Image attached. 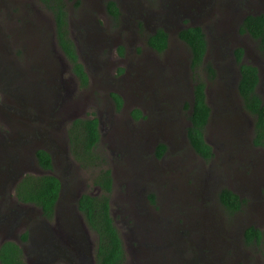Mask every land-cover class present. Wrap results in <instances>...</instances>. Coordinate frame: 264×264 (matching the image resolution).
<instances>
[{"label":"rangeland","instance_id":"obj_1","mask_svg":"<svg viewBox=\"0 0 264 264\" xmlns=\"http://www.w3.org/2000/svg\"><path fill=\"white\" fill-rule=\"evenodd\" d=\"M123 1L125 19L112 21L100 12V0H69L70 37L88 75V84L82 87L58 45L54 17L41 1L0 0V157L10 161L6 166L0 160V217L5 207L15 213L13 221L11 216L0 220V243L20 242L30 230L41 256H32L36 249L26 241V263L45 264L40 226L66 235L63 225L74 222L76 229L68 230L71 238H62L81 253L95 246L96 234L83 216L65 212L74 204L62 203L65 210L47 222L36 207L18 201L16 186L24 174L51 173L71 196L100 195L96 178L110 170L111 213L126 251L123 264H264V243L248 245L243 239V229L250 223L264 229V215L252 209L264 191V181L257 175H264V145L254 144V118L241 107L239 69L233 58L234 49L242 47L244 62L264 70L259 43L234 31L238 18L251 6L264 12V0H222L207 6L201 23L209 48L204 64L194 71L190 49L177 37L187 0ZM187 16L194 17V11L189 9ZM162 27L169 30L170 44L158 53L147 39ZM207 63L216 71L214 78ZM197 80L204 81L211 107L205 129L213 150L209 159L194 151L185 137ZM113 93L122 98L121 107ZM259 93L264 98V81ZM136 110L142 118L135 116ZM93 117L99 120L101 139L89 162L76 154L70 129L78 127L72 126L75 119ZM147 130L163 135L149 139ZM138 141L152 146L141 157L138 152L144 144ZM161 144L168 147L166 154L155 159ZM49 148L56 151L52 172L41 169L34 157L36 150ZM247 184L248 205L237 212L224 208L221 189L239 194ZM135 195L139 203L130 206ZM168 214L170 228L161 229V239L156 232L152 238L150 223L166 220ZM140 217L149 223L150 236L143 227L137 228ZM61 241H53L59 250L66 247Z\"/></svg>","mask_w":264,"mask_h":264},{"label":"trees","instance_id":"obj_2","mask_svg":"<svg viewBox=\"0 0 264 264\" xmlns=\"http://www.w3.org/2000/svg\"><path fill=\"white\" fill-rule=\"evenodd\" d=\"M41 3L52 13L56 25L57 42L66 58L73 65V72L80 79V84L85 87L88 84V75L83 64L79 60V55L73 39L69 32L68 3L69 0H40ZM117 12V7L113 4L111 9ZM240 33L248 34L257 41H261L264 48V15L247 16L241 24ZM178 37L184 41L191 53V68L196 70L204 64L207 52V39L201 27H187L180 31ZM148 44L157 52L162 53L168 44V34L159 29L155 34L150 35ZM243 49L235 50L236 62L239 66L240 79L238 82V93L242 100L244 109L254 118V144L264 145V101L256 91L259 81L257 68L249 63H242ZM206 70L211 78L215 76V69L210 64H206ZM112 97L118 107H121L123 100L120 95L113 93ZM190 126L187 135L191 147L202 158L209 159L213 156L212 147L205 138V129L211 118V107L207 101L206 85L204 81L197 80L193 89V102L190 105ZM139 117L140 112L134 111ZM70 134L74 141V149L81 159H86L84 155H90L93 148L100 140L98 119L96 117L86 119H75ZM165 146L161 144L158 155L165 151ZM84 154V155H83ZM38 165L45 170H52V158L45 149L36 151ZM100 180L95 183L100 186L101 194L92 195L84 193L78 201V209L84 215L89 227L97 235L96 260L97 264H123L126 260V251L123 240L111 214L110 193L113 188V178L110 170H105L100 176ZM61 182L56 175L25 174L16 186V198L25 204H35L42 208L48 216H51L59 192ZM221 204L230 212L241 209L242 201L231 189L223 188L219 193ZM153 201V196L151 198ZM27 235L22 236L26 240ZM244 241L248 245L254 243H264V230L249 226L244 231ZM1 264H26L22 248L14 241H6L0 246Z\"/></svg>","mask_w":264,"mask_h":264},{"label":"flooded vegetation","instance_id":"obj_3","mask_svg":"<svg viewBox=\"0 0 264 264\" xmlns=\"http://www.w3.org/2000/svg\"><path fill=\"white\" fill-rule=\"evenodd\" d=\"M100 1H102L101 7H100V12L102 14H104L105 17L111 19L112 21H117V20H120V19L123 21L125 19L126 15H125L124 1L123 0H100ZM187 1H185V0L183 1V2H187L186 3V8H188V10L185 12L186 18L185 17H182L180 19V25L177 28V37H178L180 31H182L183 29H185L187 27H190V26H192V27L198 26V27H201L202 31L204 32V34L206 36V39H208V34H207V31H206V27L201 23V21H203V16L204 17H207V14H208L205 9L207 8L208 5H212L213 6V3H215V2L218 3V2H220L222 0H187ZM183 2L180 3L181 6H183L182 5ZM112 4L115 7H117V12H115V13H113L112 10H110ZM138 6H139L138 8L141 9V7H140L139 4H138ZM255 7L256 6H251V10L245 12L242 16H240L238 18L237 25H235V28H234V31H235V33H236L237 36H241V35L242 36H246L247 35L248 37L253 38V37H251L248 34H242V33H240V27H241L242 22L244 21V19L247 16H249V15H252V16L264 15V12L255 9ZM189 9H191V10L194 11V13H195V16L194 17L187 16V13H188ZM186 24H191V25H188L187 26ZM159 29H163L168 34V44H167V47L163 51V52H165L166 50H168L169 44H170V40H169L170 39V35L168 33L169 30L167 29V27H162V28L155 29L153 32L150 33V35L155 34ZM149 36H148V39H149ZM148 39H147V44H148ZM178 39L180 41H182L179 37H178ZM182 42L185 43L184 41H182ZM257 42L259 43V46H260L261 51L264 52V48L262 47L261 41H257ZM207 44H208V46H207V51H208L209 43L207 42ZM148 46H149V44H148ZM149 47L151 49H153L151 46H149ZM238 48H242V47H236L234 49V51H233V58H234L235 62H236L235 50L238 49ZM76 49H77V47H76ZM242 49H243V56H242V61L241 62L242 63H245L244 62V55H245V52L246 51H245L244 48H242ZM153 50H155V49H153ZM206 55H207V52L205 54V58H206ZM251 65L252 66H255L257 68V72H258V76H259V81H258V84H257V87H256V91L259 93L260 90H261L263 81H264V75H263L264 74V70L260 67V65H256V64H253V63H251ZM238 69H239V66H238ZM239 79H240V71H239L238 82H239ZM259 95H260V93H259ZM260 97L262 98L261 95H260ZM262 100L264 101V98H262ZM192 102H193V98H192ZM192 102H191V104H192ZM241 107L243 108L242 105H241ZM245 112L247 113V111H245ZM190 113H191V110H190ZM139 116L141 118L143 117L141 114ZM254 123H255V121L253 119L252 122H251V125L253 126ZM98 124H99V120H98ZM189 125H190V121H189ZM147 131L149 133V139H152L154 136L163 135V133L161 131H159V130L158 131H153L152 132L153 134L151 133L150 130H147ZM99 132H100V129H99ZM100 136H101V133H100ZM185 137H186V140L188 141V143H189V145L191 147V144H190V141H189V138H188V135H187V131H186V136ZM100 139H101V137H100ZM138 142H140V141H138ZM143 144H144V142H140V146H142ZM152 144L155 145V143H152ZM163 145L166 148H168L165 144H163ZM159 146H157V152L155 153V159L162 158L166 154V151H167L166 148H165L164 153L161 156H159L158 155ZM96 148L97 147L95 146L93 148L92 152L90 153V155L86 156V159L85 158L84 159L87 160V161H89V162H91V160L93 159V157H95L94 154H93V152H94V150ZM146 148L151 149L152 146L149 145L148 147H145V144H144V147H141L140 152H138V154H139L140 157L142 156V153H144L146 151ZM46 151H48V153L50 154V156L52 158V164H53V168H54V163H55V158L54 157H56V151L54 149L51 150L50 148L48 150H46ZM34 157H35L36 162H37L36 152L34 154ZM0 160L2 161L3 164H6V166H8V164H10V161L6 160L5 156L0 157ZM37 164H38V162H37ZM41 169H43V168H41ZM5 170H4V173H5ZM43 170L44 171H47V172H52L53 171V170H45V169H43ZM102 173L98 175V177L96 178V181L101 179L100 176L102 175ZM48 174H51V173H48ZM24 175H22L20 177V179ZM41 175H44V174H41ZM110 175L112 177V173L111 172H110ZM257 175L264 181V175H262L260 172H257ZM4 176H5V174H4ZM59 180H60V178H59ZM60 182H61V190L59 192V197L57 199V202H56L55 207H54V211H53V213H52L51 216H48L47 214H45V212L42 210V208L36 206L35 204H28V205H33L34 207H36L39 210L41 217L45 221L48 222V221H51L53 219L55 221V219H56L57 215L60 213V211L65 210V206L64 207H60L59 205H61L62 203L63 204H67V203L70 202V204L72 203V204H74V206H73V208L70 207L69 210L65 211L67 213V215L70 216L71 213H73V212L76 211V212H78L79 214H81L83 216V219L85 221L84 215L78 209V201H79L80 197L84 193H80V194L71 196L70 194H68V192L65 191V189L63 187V183H62L61 180H60ZM233 192H235V191H233ZM140 194H141V191L138 194H136V195L139 196ZM236 194L239 196V199L242 201V206H241V209H242V207L244 208V206L245 205H248V203H249V202H247V201L244 200V198H245L244 196L245 195H250L251 196V187H250V184H247L246 185V189L245 190L240 191L239 194L238 193H236ZM260 194H261V196L258 197L257 202L255 203V207H252V209H254L255 212H257V214H263L264 215V195H263L264 194V191H260ZM136 195L134 196V202L132 204H130V206L131 205H137L139 203V202L135 201ZM127 200H130V197L129 196L127 197ZM145 201H147V198H145ZM110 206H111V200H110ZM5 209H6V212H4L3 216L0 217V220H3L7 216L8 217L11 216V221H13L14 218H15L14 210L11 209L10 207L9 208L8 207H5ZM239 210H237V211H239ZM237 211H235V212H237ZM112 217H113L114 224H115L116 219H115V217L113 215H112ZM139 219L141 220V222H138L137 223V226H138L137 228L138 229H142V227H143V231L147 233L145 236H150L151 235L150 234V231H149L148 228H146V227L149 226V223H147V220L145 219V217H140ZM69 220L72 221V217H70ZM248 221H249V218H248ZM243 222H244V220H243ZM73 223H69V224L63 225L62 230L67 231L66 235L59 234L57 232V229L51 230V229H48L46 227L40 226V230H41V234L40 235H41L42 239L45 241V243L41 244L42 251H43V255H44V259L42 260L43 263H45V264H57V261H59V264H64L63 262H65L66 264H97V260H96V248H97V244H95V242H93L95 244V246L93 245L92 247H89L85 252L81 253V251L79 250V248L77 247L76 244L74 245L71 242L68 243V242H66L62 238V237H64V238H71L70 237V233L68 232V230H74V229H76V225L73 224ZM7 224H9V223H7ZM150 224L152 225V228L154 229V231L152 232V235H151L152 238L154 237V233L156 232L157 233L156 234L157 239H161V234L160 233H162V234L164 233V232L161 231V229L165 230L166 228H170V226H169V214H168V219H166V220H161L160 218H159V220L153 219V222H151ZM86 225H87L89 231H91V233L95 235V232L89 227V225L88 224H86ZM19 226H22V225L18 223V227ZM248 226H254L255 228H259L258 226L254 225V224H251V223L248 224ZM245 229H246V227L243 229V233H244ZM261 230H264V229H261ZM168 232H172V228ZM24 234L27 235L26 240H23L21 238V240L19 242L17 240H13V239H2V242L0 243V246L4 242H6V241H14V242H16L22 248V250H23L24 261L26 263V258H25L26 255H25V251L23 249V247H24L23 246V243H25L27 241L28 242L27 244H29V246L34 247V249H36L35 251H33L31 253L32 256H34V257H36V255L38 253L41 256V248H40V245L38 243H35V241H34V239L32 237V234H31L30 230H25L24 231ZM95 236L97 237V235H95ZM58 237H61V239H63V240L61 241ZM92 239L94 240V237ZM53 241H61L60 242L61 245L62 246H66L65 249H62V250L57 249V248H59V245H56L55 243H53ZM94 247H95V250H94ZM93 252H94V254H93ZM91 258H93V259L90 260Z\"/></svg>","mask_w":264,"mask_h":264}]
</instances>
